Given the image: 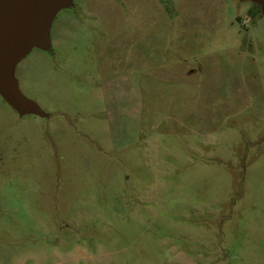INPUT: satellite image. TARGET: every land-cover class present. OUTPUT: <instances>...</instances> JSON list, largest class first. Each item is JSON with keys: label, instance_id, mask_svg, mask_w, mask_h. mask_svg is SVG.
<instances>
[{"label": "rangeland", "instance_id": "1", "mask_svg": "<svg viewBox=\"0 0 264 264\" xmlns=\"http://www.w3.org/2000/svg\"><path fill=\"white\" fill-rule=\"evenodd\" d=\"M0 93V264H264V10L59 0Z\"/></svg>", "mask_w": 264, "mask_h": 264}, {"label": "water", "instance_id": "2", "mask_svg": "<svg viewBox=\"0 0 264 264\" xmlns=\"http://www.w3.org/2000/svg\"><path fill=\"white\" fill-rule=\"evenodd\" d=\"M59 0H0V93L18 110L31 102L21 93L14 75L15 64L48 25L51 8ZM257 1L264 10V0Z\"/></svg>", "mask_w": 264, "mask_h": 264}]
</instances>
